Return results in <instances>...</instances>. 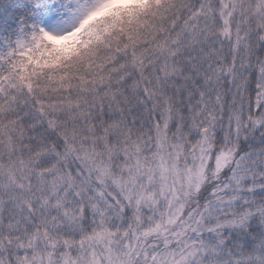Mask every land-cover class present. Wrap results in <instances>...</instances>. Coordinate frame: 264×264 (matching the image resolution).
Listing matches in <instances>:
<instances>
[{
    "label": "snow or ice",
    "instance_id": "obj_1",
    "mask_svg": "<svg viewBox=\"0 0 264 264\" xmlns=\"http://www.w3.org/2000/svg\"><path fill=\"white\" fill-rule=\"evenodd\" d=\"M0 8V264H264V0Z\"/></svg>",
    "mask_w": 264,
    "mask_h": 264
},
{
    "label": "clouds",
    "instance_id": "obj_2",
    "mask_svg": "<svg viewBox=\"0 0 264 264\" xmlns=\"http://www.w3.org/2000/svg\"><path fill=\"white\" fill-rule=\"evenodd\" d=\"M79 33H72L66 37L60 38L56 41L57 45L62 49L71 50L78 43Z\"/></svg>",
    "mask_w": 264,
    "mask_h": 264
},
{
    "label": "trees",
    "instance_id": "obj_3",
    "mask_svg": "<svg viewBox=\"0 0 264 264\" xmlns=\"http://www.w3.org/2000/svg\"><path fill=\"white\" fill-rule=\"evenodd\" d=\"M11 2H12V0H4V3H6V4H9ZM2 11H3V8H0V12H2Z\"/></svg>",
    "mask_w": 264,
    "mask_h": 264
}]
</instances>
